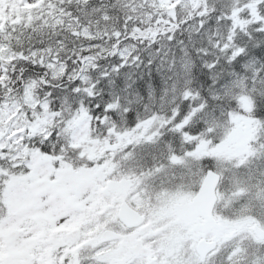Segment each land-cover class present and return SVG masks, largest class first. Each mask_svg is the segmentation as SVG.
Here are the masks:
<instances>
[{"label": "snow or ice", "instance_id": "1", "mask_svg": "<svg viewBox=\"0 0 264 264\" xmlns=\"http://www.w3.org/2000/svg\"><path fill=\"white\" fill-rule=\"evenodd\" d=\"M0 264H264V0H0Z\"/></svg>", "mask_w": 264, "mask_h": 264}]
</instances>
